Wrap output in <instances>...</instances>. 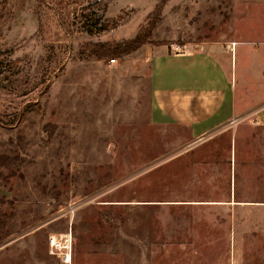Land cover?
Returning <instances> with one entry per match:
<instances>
[{"label": "rangeland", "instance_id": "obj_1", "mask_svg": "<svg viewBox=\"0 0 264 264\" xmlns=\"http://www.w3.org/2000/svg\"><path fill=\"white\" fill-rule=\"evenodd\" d=\"M240 34L264 0H0V264H264V124L150 120L151 48Z\"/></svg>", "mask_w": 264, "mask_h": 264}, {"label": "crops", "instance_id": "obj_2", "mask_svg": "<svg viewBox=\"0 0 264 264\" xmlns=\"http://www.w3.org/2000/svg\"><path fill=\"white\" fill-rule=\"evenodd\" d=\"M180 48L150 49L153 124L184 128L197 142L234 119L264 124V37L240 34Z\"/></svg>", "mask_w": 264, "mask_h": 264}, {"label": "trees", "instance_id": "obj_3", "mask_svg": "<svg viewBox=\"0 0 264 264\" xmlns=\"http://www.w3.org/2000/svg\"><path fill=\"white\" fill-rule=\"evenodd\" d=\"M147 37L138 34L133 40L121 44L118 46L110 47L107 44H93L90 45V47L87 49L88 54L96 59H104V58H121L124 57L138 48H140L142 45H145L147 42Z\"/></svg>", "mask_w": 264, "mask_h": 264}, {"label": "built area", "instance_id": "obj_4", "mask_svg": "<svg viewBox=\"0 0 264 264\" xmlns=\"http://www.w3.org/2000/svg\"><path fill=\"white\" fill-rule=\"evenodd\" d=\"M114 61L115 60H110V63L112 64V63H114ZM236 119H234V120H232V121H230L228 124L229 125H232V124H234V123H236ZM69 236V235H68ZM69 240V239H68ZM50 246H55V244H54V242L52 241V240H50Z\"/></svg>", "mask_w": 264, "mask_h": 264}, {"label": "bare ground", "instance_id": "obj_5", "mask_svg": "<svg viewBox=\"0 0 264 264\" xmlns=\"http://www.w3.org/2000/svg\"><path fill=\"white\" fill-rule=\"evenodd\" d=\"M67 238L69 239V236H67ZM50 240H52L54 242V244H55L54 236H52ZM69 262H70V255H67V259H66L65 263H69Z\"/></svg>", "mask_w": 264, "mask_h": 264}, {"label": "water", "instance_id": "obj_6", "mask_svg": "<svg viewBox=\"0 0 264 264\" xmlns=\"http://www.w3.org/2000/svg\"><path fill=\"white\" fill-rule=\"evenodd\" d=\"M202 139H203V138H201V139H198V140H202ZM196 142H197V141H193V142H192V144H195Z\"/></svg>", "mask_w": 264, "mask_h": 264}]
</instances>
